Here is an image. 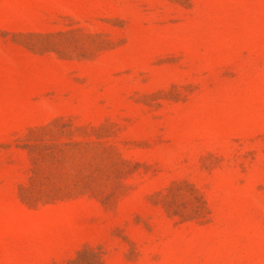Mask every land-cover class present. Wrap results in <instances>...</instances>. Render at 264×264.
Here are the masks:
<instances>
[{"label": "rangeland", "instance_id": "rangeland-1", "mask_svg": "<svg viewBox=\"0 0 264 264\" xmlns=\"http://www.w3.org/2000/svg\"><path fill=\"white\" fill-rule=\"evenodd\" d=\"M0 264H264V0H0Z\"/></svg>", "mask_w": 264, "mask_h": 264}]
</instances>
